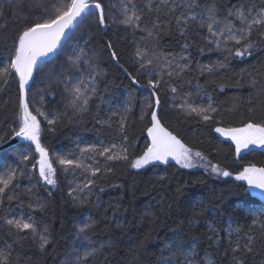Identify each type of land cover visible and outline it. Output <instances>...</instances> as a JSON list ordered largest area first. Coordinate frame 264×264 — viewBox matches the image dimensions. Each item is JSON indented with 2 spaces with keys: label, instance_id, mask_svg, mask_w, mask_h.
<instances>
[{
  "label": "trees",
  "instance_id": "16d2710c",
  "mask_svg": "<svg viewBox=\"0 0 264 264\" xmlns=\"http://www.w3.org/2000/svg\"><path fill=\"white\" fill-rule=\"evenodd\" d=\"M68 0H0V69L12 51V41L26 22L43 18L37 5L57 7ZM103 7L106 29L99 25L98 14L90 11L76 26L59 54L41 65L28 90V104L38 116L41 141L54 164L59 190L47 191L39 179L37 155L30 143H18L0 152V174L15 169L16 179L0 196V252L9 264H163L171 259L170 248L175 237L180 245H189L193 264H233L232 248L241 244L235 255L244 264H264V213L258 219L243 207L263 206L254 199L236 173L250 165L264 166V149L237 153L232 142L222 140L216 127H241L252 121L264 124V41L259 39L264 27L252 32L256 42L251 54L229 55L241 45L217 38L207 30L206 9L215 4L222 27L227 20L239 28L238 19L228 15L234 5L245 9L264 7V0H96ZM149 3L151 10H149ZM190 4L191 7H185ZM141 16L139 28L123 24V6ZM53 10L49 7V13ZM196 14L187 24L176 23V17ZM168 25L157 37L148 36L153 22ZM201 21L204 26H201ZM184 28L181 34L180 28ZM143 29V30H142ZM207 38V39H205ZM111 44L110 49L108 45ZM187 44V48L183 45ZM187 64L169 77H161L153 65L142 69L135 53L137 48ZM203 49V50H201ZM83 50V52H81ZM117 53L114 60L111 52ZM81 53L75 65L70 57ZM85 61H90V65ZM223 65L222 67L220 65ZM211 66L212 71L203 68ZM133 77L136 82H133ZM162 78L156 91L159 105L148 86L149 79ZM6 84H0V143L17 130L19 123L18 79L13 73ZM83 80L86 92L92 93L84 111L69 107V86ZM170 86L177 88L172 93ZM199 93L212 100V119L188 114L177 105L196 101ZM125 99L127 109L118 110ZM151 103L163 127L187 148L198 151L209 163L216 164L229 176L215 175L200 167L188 168L169 157L152 161L140 169L132 161L143 154L150 143L147 128L151 126ZM195 105V104H194ZM125 128L120 130L121 117ZM48 120H55L49 125ZM125 137L127 138L125 140ZM117 144L127 149V161H107L93 153H81L88 145ZM28 156V160L23 157ZM82 160L85 165L99 167L95 176L90 170L64 166L58 158ZM91 157V158H90ZM110 169V171L108 170ZM89 179L93 185L69 195L70 189L83 188ZM9 196L14 197L9 200ZM31 218L37 235L17 232L7 219ZM257 221L253 224V221ZM85 224L91 227L80 231ZM232 224L235 229L228 231ZM238 230V231H237ZM48 243L40 248V236ZM252 236V251L243 245ZM219 237V239H217ZM11 245V248L7 246ZM187 259V261H188ZM178 253L174 264H187Z\"/></svg>",
  "mask_w": 264,
  "mask_h": 264
},
{
  "label": "snow or ice",
  "instance_id": "6c2138e0",
  "mask_svg": "<svg viewBox=\"0 0 264 264\" xmlns=\"http://www.w3.org/2000/svg\"><path fill=\"white\" fill-rule=\"evenodd\" d=\"M131 3V0H128ZM194 2V0H193ZM94 8L99 10V24L104 25L105 19L103 15V7L101 3L92 0V4H89L88 0H68V2L61 4L59 7L55 3L49 5H44L40 8L43 13V18L36 20L35 22H26L23 28L16 34L12 41V51L7 61L4 63V67L0 69V84H6L8 82V77L13 73L18 77V90H19V109L20 112L17 115L19 130L14 131L13 135L18 137H23L24 139L31 141L35 144V150L39 153L40 159L39 164V175L42 180H44L49 185H56V179L54 178L55 169L53 168L52 162L49 160L48 150L41 144V126L40 121L37 119V115L45 116L44 112L36 109L37 115H34L29 109V104L27 102V90L29 82L33 79L34 70L36 69L38 62L49 53L56 50L61 43L62 37L65 36L66 29H69L73 23L85 13H89V9ZM49 7L52 8V12L49 13ZM185 7L190 8V4H186ZM149 10H151V4L149 3ZM124 19L121 21L125 25H129L133 28H139L137 21L141 19V16L133 9H128L127 5L123 6ZM90 14V13H89ZM207 15V30L215 38H217V45H220V37H223L225 41H235L241 47H237L233 53L232 49H228L229 55H234L236 57H241L245 54H251V50L255 47L256 42L251 39L252 32L258 27H264V7L257 9L255 5L248 6L245 9L243 4L238 6L234 5L232 9L229 10L228 15L239 20L240 27L237 28L231 20H227L224 25L220 26V21L217 19L215 4H212L206 9ZM196 14L189 11L187 16L181 15L176 17V23L180 26L182 23L187 24L188 21L195 20ZM201 26H204V22L201 21ZM168 25H163L162 22L157 18L153 22L152 30H148V36H153V30L156 36L167 28ZM143 30V29H142ZM181 34H184V28H180ZM207 39V38H205ZM259 39L264 41V32L260 33ZM108 47L111 49L112 45L109 44ZM188 45L184 44L183 48H187ZM203 50V49H201ZM83 52V50H81ZM136 57L139 59L140 66L142 69L150 68L156 65L160 69L161 77L167 71V75L171 77L176 68L183 71L188 65L176 64L174 59H171L164 54H157L153 52L151 57L148 55V49L137 48L135 53ZM111 56L114 60L118 59L117 53L115 51L111 52ZM81 53H76L74 57H70L71 64L75 65L78 60H80ZM86 64L90 65V61H85ZM223 66L222 64L220 65ZM204 71L211 72L212 67L207 66L203 68ZM133 82H136V78L133 77ZM162 78L149 79L148 86L153 89L152 96L157 97L155 103L159 105L160 101L156 89L162 85ZM87 85L83 80H78L76 83L69 86L68 81H65V91H67L71 99L68 101L69 107L76 111L86 110L87 105L91 99L92 93L95 92L93 88L91 92H86L85 89ZM172 93H177V88L170 86ZM182 110L188 112V114H195L201 116L203 120L209 121L212 119L211 113L217 111L216 108L212 107V100L209 97L207 107L194 105L189 103L185 99L184 103L177 105ZM148 108L151 109V126L147 128V134L150 138V143L145 148L142 155L136 158L131 163V167L135 169H140L143 166L149 164L152 161H166L169 157L174 159L177 163L182 164L183 167H193V157L201 158L200 152L193 153L191 149L187 148L175 135L168 131L162 126L160 120L158 119V113L156 108H152L151 103H149ZM125 116L121 117L120 120V130L123 131L125 128ZM49 125L55 123V120H48ZM216 132L220 133L222 136L229 138L235 144L236 152L239 153L241 149L247 148L249 144L264 145V124L254 123L248 121L244 123L241 127H217ZM127 138L125 137V140ZM81 153H93L98 154L101 157H105L107 161H127L128 154L127 149L123 146H118L117 144H111L108 146H97L88 145L86 148L80 149ZM91 158V157H90ZM24 160H28V156L23 157ZM58 163L64 166H74L75 168H84L85 170H90L91 175L95 176L100 172L99 167H91L85 165L82 160H72L66 159L64 157L58 158ZM205 168L211 167L213 173H217L222 176L231 175L230 172L226 170H221L216 164H204ZM110 171V169H108ZM15 169H9L6 173L0 174V196L6 194V189L13 184L16 179ZM236 180L247 181L249 186H253L262 190V195H264V167H257L256 165H250L243 168L242 171L236 173ZM94 181L89 179L87 183L81 188L77 186L75 189H70L69 195L73 199H77L76 193L83 191L89 185H93ZM9 200L14 197L9 196ZM31 218H12L7 219L6 223L12 228H15L17 232H23L25 230L31 231L33 236L37 235V228L33 222H30ZM257 221H253L255 224ZM91 227V224H85L80 231H84ZM238 231V230H237ZM219 239V237H217ZM253 237H247V243L243 245V251L245 253H250L252 251L251 245L253 244ZM40 248L44 249V246L48 243L46 236H40ZM11 248V245L7 246ZM241 251V244L235 243L232 248L233 264H244L243 259L238 258L235 254ZM95 249L87 251L84 254V258H78L85 260L89 256L94 255ZM191 257L192 253H188ZM0 264H9L8 257L4 256L0 252ZM187 264H193L192 259H188ZM204 264H211L210 261H205Z\"/></svg>",
  "mask_w": 264,
  "mask_h": 264
},
{
  "label": "rangeland",
  "instance_id": "374dc122",
  "mask_svg": "<svg viewBox=\"0 0 264 264\" xmlns=\"http://www.w3.org/2000/svg\"><path fill=\"white\" fill-rule=\"evenodd\" d=\"M6 61H7V59H6ZM196 95H197V96H196V101H195V103L193 102V104H195V105H199V106L207 107V105H208V99H207L206 97L202 96V95L199 94V93H197ZM27 97H28V92H27ZM27 102H28V98H27ZM117 105H118V110H119L121 113L124 112V111L127 109V102H126L125 99L119 101V102L117 103ZM29 109H30V106H29ZM30 111H31V109H30ZM32 113H33L34 115H36L34 112H32ZM37 119H38V116H37ZM216 128H217V127H216ZM216 128H215V129H216ZM18 129H19V127H18ZM214 131H215V130H214ZM216 134H217L222 140L224 139V140H227V141H229V142H232L229 138H227V137H225V136H222L220 133L216 132ZM232 143L234 144V142H232ZM41 144L44 146V144H43L42 141H41ZM234 146H235V144H234ZM44 147H45V146H44ZM45 148H46V147H45ZM46 149H47V148H46ZM258 149H264V145L249 144V146H248L247 148L241 149V151H240L239 153H241V152H242V153H245V152H247V151H249V150H258ZM47 150H48V149H47ZM191 151H192L193 153L198 152V151H193V150H191ZM48 153H49V151H48ZM36 154H37V158H38V160H37V163H38V161H39V159H40V156H39V153L36 152ZM49 154H50V153H49ZM201 156L203 157V159L193 157V164H194V166H193V167H188V168H194V167L205 168V167L203 166L204 164L211 165V163H209L208 160H207L203 155H201ZM49 160L52 162V159H51L50 155H49ZM178 164H179V163H178ZM52 165H53V168L55 169L53 162H52ZM179 165L182 166V164H179ZM37 167H38V174H39V164H37ZM205 169H207V170H209L210 172H212L210 166H209L208 168H205ZM212 173H213V172H212ZM213 174L219 176V174H217V173H213ZM54 178L56 179V185H55V186L47 184L44 180L41 179V177H40V175H39V179H40L41 183L43 184V186L47 189V191L56 194V193L58 192V190H59V185H58V179H57V175H56V170H55ZM242 208L244 209V211H246V213H247L248 215H249V214L252 215L255 219H258L259 215H260L261 213H264V207H263V206H261V207H260V206H249V207H243V206H242ZM232 229H235V227H234L232 224H230V225L228 226V231H230V230H232ZM170 251H171V253L173 254L174 257H172L171 259L166 260L163 264H174L175 261H176V257L178 256V253H181V259H182V261H183V262H186L187 259H188V257H189V256H188V253H192V250H191V248L189 247V245H186V246H185V245H180L179 240H178L177 237H175V238L173 239V243H172V246H171V248H170ZM207 261H210V260L208 259Z\"/></svg>",
  "mask_w": 264,
  "mask_h": 264
},
{
  "label": "water",
  "instance_id": "95a60500",
  "mask_svg": "<svg viewBox=\"0 0 264 264\" xmlns=\"http://www.w3.org/2000/svg\"><path fill=\"white\" fill-rule=\"evenodd\" d=\"M88 2H89V4H92V0H88ZM90 11H95V12H97V14H98V20H99V15H100L99 10H96V9L94 8V6H93L92 8L89 9V12H90ZM87 14H88V13H85L82 17L78 18V19L73 23V25H72L69 29H66L65 36L62 37V39H61V43L59 44L58 48H57L56 50H54L53 52L49 53L47 56L43 57V58L38 62V65H37L36 69L34 70V75H35V73H36V70H37L41 65H43L44 63H46V62L52 60L54 57H56V56L59 54V52H60L61 48L63 47L64 43L66 42V40L69 38V36H70L71 33L73 32V30L76 28V26L80 23V21H81V20H82ZM99 25H100V24H99ZM100 26L103 28V30L106 29L105 24H104V25H100ZM15 76H16V75H15ZM16 77H17V76H16ZM33 78H34V76H33ZM17 79H18V77H17ZM32 80H33V79H32ZM32 80L29 82L28 90H29V87H30V85H31V83H32ZM18 84H19V81H18ZM28 90H27V92H28ZM26 99H27V96H26ZM19 112H20V110H19ZM18 130H19V129H18ZM18 130H17V131H18ZM21 142H27V143H30V144L34 145V147H35V144L32 143L31 141H28V140L24 139L23 137H18V136H15V135H11V136H10L9 138H7L5 141H3L2 143H0V152L3 151V150H5V149H7V148H9V147H12V146L18 144V143H21ZM256 166H257V165H256ZM257 167H264V166L259 165V166H257ZM243 183H244L245 187L249 190L251 196H252L254 199H256L260 204H264V195L261 194V193H262V190H260V189H258V188H255V187H253V186H249V185L247 184V181H243Z\"/></svg>",
  "mask_w": 264,
  "mask_h": 264
},
{
  "label": "bare ground",
  "instance_id": "6f19581e",
  "mask_svg": "<svg viewBox=\"0 0 264 264\" xmlns=\"http://www.w3.org/2000/svg\"><path fill=\"white\" fill-rule=\"evenodd\" d=\"M19 127V126H18ZM17 130H18V128H17ZM16 130V131H17ZM13 135V134H12ZM24 143H27V142H24ZM32 147H33V149H34V151H35V153H36V150H35V147H34V145H32V144H30ZM37 155V154H36Z\"/></svg>",
  "mask_w": 264,
  "mask_h": 264
}]
</instances>
